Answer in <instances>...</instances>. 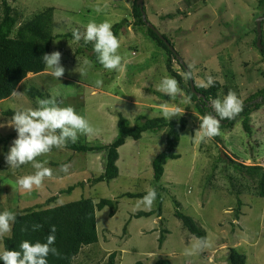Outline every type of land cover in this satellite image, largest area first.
I'll use <instances>...</instances> for the list:
<instances>
[{"label":"rangeland","instance_id":"374dc122","mask_svg":"<svg viewBox=\"0 0 264 264\" xmlns=\"http://www.w3.org/2000/svg\"><path fill=\"white\" fill-rule=\"evenodd\" d=\"M132 1H10L18 12V22L53 7L54 35L74 28L83 31L84 26L93 20L97 23L106 20L113 25L127 19L129 26L118 35L121 45L118 51L123 65L120 69L107 70L100 63L96 64L89 57V51L80 50L78 53L77 48L84 49L81 41L77 43L70 38L58 37L52 41L50 53H61V65L65 68L63 76L57 80L47 68L40 74H28L18 85L16 92L19 95L0 101V125H4L0 127V211L18 213L80 183L82 185L70 194H62L54 204L80 198H91L94 202L102 198L116 199L118 204L112 216L108 207L96 212L98 242L83 247L73 264H101L111 252L117 254V264L137 261L154 264L158 259H167L170 264H229L231 247L246 256V264H264V198L256 197L250 181L224 161L229 155L244 165L264 166V101L250 114V134L237 121L232 128L220 131L222 144H215L211 138L200 140L202 117L197 114L194 102L185 90L178 84L180 92L176 97H167L159 91L160 79L171 76L165 65L167 54L132 25ZM143 4L149 22L160 34L168 37L181 60L190 67L195 84L207 87V78L211 76L213 81L222 85L218 92L221 98L231 90L242 102L264 89V55L254 44L256 35L252 32L263 11L257 7V0H143ZM167 14L174 17L163 18ZM1 16L0 6V19ZM261 30L264 41V19ZM84 60L89 61L88 74L80 77L74 69L76 65L79 68ZM172 65L186 84L178 64L172 61ZM97 79L103 81L101 87L96 86ZM30 87H36L44 98L56 96L61 107L73 106L98 129L96 134L79 136L78 140L91 145L109 144L116 138L117 113L134 127L139 116L164 117L165 109L179 108L177 117L164 118L167 121L181 117L186 120L176 150L180 156L167 161L162 179L154 184L151 162L165 146L166 130L158 133L146 131L139 140L128 139L118 149V177L91 186L86 180L103 172L105 154L53 148L37 157L38 161H47L46 166L53 169V175L30 192L18 188L17 178L35 170L30 163L17 169H10L5 163L4 155L16 138V132L7 124L11 117L2 113L9 109L36 107L40 98L32 100L26 95ZM260 101L259 97L252 102ZM65 163L71 165L68 173L59 170ZM155 187L163 189L159 193L162 198L160 217L151 214L131 218L138 211L155 210L157 199L147 207L142 203L143 198H128L122 194L149 192ZM235 187L241 191L238 198L243 203L238 220L233 218L237 201ZM175 202L179 204L177 208ZM176 209L190 216L206 231L205 239L210 246L197 255L186 254L197 238L174 217ZM161 230H167V234L159 246ZM8 235L0 236V251H3L2 240Z\"/></svg>","mask_w":264,"mask_h":264},{"label":"trees","instance_id":"16d2710c","mask_svg":"<svg viewBox=\"0 0 264 264\" xmlns=\"http://www.w3.org/2000/svg\"><path fill=\"white\" fill-rule=\"evenodd\" d=\"M11 1V0H10ZM9 0H0L2 16L0 19V101L10 98L13 91H16L18 85L26 79L28 74H40L46 70V66L42 61L41 55L44 53L50 54L52 41L58 37L72 38V31L64 34H53L52 24L55 9L47 7L44 10L33 14L30 18L23 22H18L19 15L16 9L10 5ZM138 0L132 1L131 12L133 17L132 25L136 29L141 30L145 36L153 41L158 47L163 49L167 54L166 69L170 75L175 78L178 84L185 90L186 95L194 102L195 110L200 117L207 114L217 116L212 106H209L211 101L215 98H221L219 90L222 85L214 80L211 87H204L197 85L194 82L192 71L186 63H180L177 59L178 52L173 53L165 41L174 48L173 43L168 39L165 34H161V39L158 34L150 29L142 20L141 10L137 4ZM144 5V4H143ZM257 7L262 8V16H264V0H257ZM145 12V7L143 6ZM146 16V13H145ZM174 17L173 14H167L163 18L168 19ZM146 20L149 22L146 16ZM129 26L127 19H123L112 25L114 35L118 37L119 34L124 33ZM155 28V27H154ZM156 29V28H155ZM257 37L256 27L253 31ZM82 46L84 49L77 48V52L89 51V57L98 64L97 55L93 52L91 43L85 44L83 41ZM256 44V40L254 41ZM261 45L264 47V41L261 37ZM81 46V47H82ZM175 49V48H174ZM264 55V50H260ZM172 61L177 63L182 73L186 70L191 71V78L193 80L196 95L193 93L189 79H186V84L183 83V78L173 69ZM184 84V85H183ZM26 95L34 100L36 97L44 98L42 92L36 87H30L26 90ZM261 98L260 102H252L256 98ZM264 101V89L252 94L245 102H243L242 111L233 119H223L220 122V131L228 130L234 126L237 121L241 122L243 130L250 134V114L253 110L259 108ZM14 110H6L2 114L11 117ZM219 119V117L217 116ZM138 124L134 127L129 126V122L122 114L117 113V131L116 138L109 144H96L91 145L86 141L82 142L77 140L75 143L69 142L64 148L75 153H94L103 152L105 154L104 170L97 176L88 178L86 183L94 186L98 183H108L116 179L119 175L117 161L119 159L118 149L122 147L128 139L137 141L141 138L142 133L150 131L158 133L162 130L165 131V146L156 154L151 162L153 182L157 184L163 177L164 166L167 161L179 158L176 152L179 141L180 133L186 128V120L179 118L177 120L167 121L164 117L144 118L137 117ZM13 137L10 136L9 138ZM9 138H6L8 140ZM213 142L221 143L220 135L211 138ZM2 141V139H0ZM219 159L222 160L221 156ZM225 162L232 165L233 169L240 173L246 180L250 181L252 187L255 188L256 197L264 198V166L258 164L244 165L241 162L235 161L227 155ZM80 183L70 185L66 189L60 190L58 195L47 198L42 204H34L28 206L16 213L17 222L12 227V232L3 238V250L14 249L19 250L22 241H41L44 242L49 234L50 226L56 227V241L54 247L58 250V255L48 256V264H73L82 248L98 242L97 228H96V212L101 211L103 208H109V215L112 216L117 209V200L102 198L94 202L91 198H80L78 200L59 204H54L62 194H70ZM242 187L241 184H239ZM237 189L236 207L233 209V218L238 220L241 214L242 202L238 198L241 191ZM156 190L157 208L153 211L143 212L138 211L133 214L131 218L149 217L151 214H156L157 217L161 215L162 198L159 193L163 189L158 187ZM234 192V189H233ZM148 192L139 193H124L122 196L128 198H143ZM119 196V197H122ZM118 198V197H117ZM53 204V205H52ZM51 205V206H50ZM176 208L179 206L175 202ZM174 217L178 219L183 228L186 229L191 235L197 239L206 238V231L198 225L190 216L183 214L178 209L174 212ZM39 224L42 227L33 231L32 225ZM27 227V230H23ZM125 231V227H124ZM167 230H161L158 238L159 246H161ZM101 264H117V254L111 252L107 254L105 262ZM229 264H246V256L241 253L237 248H229L228 253ZM2 264V262H0ZM134 264H145L143 261H137ZM154 264H170L167 259H158Z\"/></svg>","mask_w":264,"mask_h":264},{"label":"clouds","instance_id":"9594fccd","mask_svg":"<svg viewBox=\"0 0 264 264\" xmlns=\"http://www.w3.org/2000/svg\"><path fill=\"white\" fill-rule=\"evenodd\" d=\"M100 9L97 8V12ZM72 38L75 42L83 41L85 44L91 43L93 52L97 55L98 62L107 70H118L122 65V56L119 53L120 41L112 31V25L108 21H90L84 26V30L79 28L72 30ZM176 51V50H175ZM179 56V55H178ZM46 68L57 80L62 77L65 68L61 65V53L53 51L50 54L41 55ZM89 61L84 60L82 64L74 69L80 77L88 74ZM185 79L191 78V71L186 70ZM214 81L211 76L207 78V86L211 87ZM97 87L103 85L101 79L95 81ZM159 91L167 97H176L180 92L178 82L171 76H164L158 85ZM14 96L19 92L13 91ZM217 116L205 115L199 124L200 140L212 138L220 134V122L223 119H233L243 109V102L234 91L229 92L222 98H215L211 101ZM180 110L165 109L163 116L168 120L177 117ZM8 126L16 132L8 152L4 155L5 163L10 169L20 168L22 165L30 163L35 170L32 174L18 177L16 185L18 188L31 191L34 187H40L46 177L53 175V169L47 167V161H38L37 157L47 154L56 149L64 148L69 142L75 143L80 135H93L98 132L89 121L78 114L71 105L61 107L56 96L39 99L36 107H22L14 110ZM4 125H0L3 127ZM71 165L62 164L60 171L68 173ZM156 190L153 188L142 199V203L150 207L156 199ZM17 222V215L10 210L0 211V236L10 234L13 225ZM32 230H38L42 226L33 224ZM23 230H27L25 227ZM56 227L50 226L49 234L44 242L39 240L33 242L24 240L19 246V250L4 249L0 251V262L2 264H48V256L58 255V250L54 247L56 241ZM206 239L199 238L186 250L187 255H197L204 248L209 247Z\"/></svg>","mask_w":264,"mask_h":264},{"label":"water","instance_id":"95a60500","mask_svg":"<svg viewBox=\"0 0 264 264\" xmlns=\"http://www.w3.org/2000/svg\"><path fill=\"white\" fill-rule=\"evenodd\" d=\"M137 4L139 5V9L141 10V15H142V20L146 23V25L150 28V29H153L157 34L158 36L163 39V37L161 36V34L154 28V26L148 22L146 20V16H145V12L143 11V0H138L137 1ZM264 19V16H259L257 19H256V33H257V37H256V46L259 48V50H264V47H262L261 45V33H262V30H261V22L262 20ZM164 40V39H163ZM166 45L168 46V48L173 52V53H176L175 49L170 46V44H168L166 42V40H164ZM177 59L179 60V62L182 64L183 61L181 60L180 56L177 55ZM189 82H190V87L193 91V93H195L196 95H198L196 92H195V89H194V84H193V80L192 78L189 79Z\"/></svg>","mask_w":264,"mask_h":264},{"label":"crops","instance_id":"0c3cea01","mask_svg":"<svg viewBox=\"0 0 264 264\" xmlns=\"http://www.w3.org/2000/svg\"><path fill=\"white\" fill-rule=\"evenodd\" d=\"M33 75V74H32Z\"/></svg>","mask_w":264,"mask_h":264}]
</instances>
